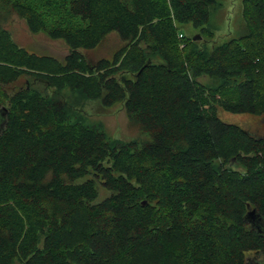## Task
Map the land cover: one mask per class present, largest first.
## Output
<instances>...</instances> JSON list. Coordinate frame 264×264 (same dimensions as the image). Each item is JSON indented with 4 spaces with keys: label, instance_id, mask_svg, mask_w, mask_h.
<instances>
[{
    "label": "trees",
    "instance_id": "obj_1",
    "mask_svg": "<svg viewBox=\"0 0 264 264\" xmlns=\"http://www.w3.org/2000/svg\"><path fill=\"white\" fill-rule=\"evenodd\" d=\"M221 5L0 0V264H264L246 219L264 222V134L221 116L264 117V0L216 41ZM12 14L69 54L18 46ZM112 35L113 56L90 63ZM95 102L122 103L145 138H112Z\"/></svg>",
    "mask_w": 264,
    "mask_h": 264
},
{
    "label": "rangeland",
    "instance_id": "obj_2",
    "mask_svg": "<svg viewBox=\"0 0 264 264\" xmlns=\"http://www.w3.org/2000/svg\"><path fill=\"white\" fill-rule=\"evenodd\" d=\"M222 5L218 8L213 17V23L216 25L215 40H225V38L237 37L241 29L244 28L242 20V2L243 0H217ZM4 27L11 33L14 42L29 52L40 55H48L63 61L69 54V48L63 40H55L45 33H33L26 22L18 15L12 14L3 23ZM187 37L194 38L201 36L200 31L191 24L182 28ZM202 36L201 39L202 40ZM214 40V39H213ZM119 47L116 36L112 35L92 51H84L86 58L90 63H95L102 58H111ZM88 114L93 120L102 121L107 133L115 139L130 140L135 138H145L141 128L127 114L124 105L119 103L110 108H104L99 103H89L87 107ZM223 119L229 123L244 126L255 134H264V117H254L251 115H240L221 112ZM102 196L107 193L102 191ZM264 230V222L259 223ZM263 258V257H261Z\"/></svg>",
    "mask_w": 264,
    "mask_h": 264
},
{
    "label": "water",
    "instance_id": "obj_3",
    "mask_svg": "<svg viewBox=\"0 0 264 264\" xmlns=\"http://www.w3.org/2000/svg\"><path fill=\"white\" fill-rule=\"evenodd\" d=\"M200 39H201V36L200 35L194 37V40L195 41L200 40ZM143 205H146V203L144 202ZM246 219L250 223H252V225L257 226L258 228L260 226L259 223L261 221L263 222L262 217L257 213L256 210H249L248 213H247Z\"/></svg>",
    "mask_w": 264,
    "mask_h": 264
}]
</instances>
